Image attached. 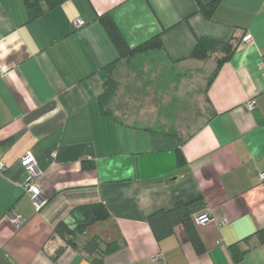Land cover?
I'll use <instances>...</instances> for the list:
<instances>
[{
  "label": "crops",
  "instance_id": "crops-1",
  "mask_svg": "<svg viewBox=\"0 0 264 264\" xmlns=\"http://www.w3.org/2000/svg\"><path fill=\"white\" fill-rule=\"evenodd\" d=\"M213 1L66 0L29 21L25 0H0V264H92L81 251L85 239L99 238L104 249L118 236L103 264H264L257 235L264 229V0H218L204 14L201 4ZM103 14L131 48L159 35L175 62L162 59L205 76L222 52L191 58L197 38L234 43L210 85L212 73L206 79L209 115L190 135L101 113L105 67L119 57ZM28 152L46 200L39 211L26 189ZM178 201L192 202L202 253L184 224L158 241L145 219ZM92 203L111 218L88 226L75 248L56 228H75V208ZM203 213L211 220L198 223Z\"/></svg>",
  "mask_w": 264,
  "mask_h": 264
},
{
  "label": "trees",
  "instance_id": "trees-1",
  "mask_svg": "<svg viewBox=\"0 0 264 264\" xmlns=\"http://www.w3.org/2000/svg\"><path fill=\"white\" fill-rule=\"evenodd\" d=\"M65 1L66 0H25L29 21L41 16L45 8L53 9ZM217 1L218 0H215L209 4H201L202 12L204 14H207L212 11ZM99 20L106 30L107 34L109 35L111 41L115 45V48L117 49L119 54L117 60L105 67L108 73V79L105 82L104 91L98 99L101 113L105 116H111L105 109V106L114 96L117 90L118 82L112 78V71L120 61L125 60L126 63L134 69L136 66H144V61L147 59H162L165 56L170 60L172 59L167 54L162 39L159 35L151 38L150 40L135 48H131L113 19L108 14L100 15ZM217 50L222 52V56L217 58V67L210 76V79L208 81L209 85L216 77L221 65L232 57L235 50L234 43L232 41L222 43L216 41L213 38L201 36L197 38L196 45L191 54V58L206 60L210 57L211 53ZM171 133L177 135L175 131L171 130ZM183 160L184 159L182 153H179V163H181ZM84 166L91 167L92 165L88 162H84ZM192 207L193 206L191 201H178L172 208L167 210L161 209L150 213L146 215L145 219L150 225L158 241L170 236L173 233L176 225L184 224L187 228L190 240L195 249L199 253H202L204 252L203 243L191 223ZM75 213L80 215L78 217V223L75 228H69L65 226L64 222L59 224L56 228L57 233H59V235L66 241V243L72 245L75 248H80L76 243V239L79 235H83L85 233L88 226L98 221H105L111 218L109 210L102 203H92L78 206L75 208ZM257 235L260 242L263 243L264 229L259 230L257 232ZM119 239L120 236L109 242H106L105 248L103 249L101 246L102 242L99 238H86L81 246V251L87 254V258L91 261L92 264H103L104 256L107 253L116 250L120 246ZM235 248V245L231 246V251L235 260L239 261L243 257V253L242 255H238V253L234 251Z\"/></svg>",
  "mask_w": 264,
  "mask_h": 264
},
{
  "label": "rangeland",
  "instance_id": "rangeland-1",
  "mask_svg": "<svg viewBox=\"0 0 264 264\" xmlns=\"http://www.w3.org/2000/svg\"><path fill=\"white\" fill-rule=\"evenodd\" d=\"M144 63L133 69L125 60L119 62L112 71L118 87L105 109L111 116L122 112L118 118L131 124H156L160 131L190 135L209 115L204 84L212 71L205 70V76L202 70L179 68L165 59Z\"/></svg>",
  "mask_w": 264,
  "mask_h": 264
},
{
  "label": "built area",
  "instance_id": "built-area-1",
  "mask_svg": "<svg viewBox=\"0 0 264 264\" xmlns=\"http://www.w3.org/2000/svg\"><path fill=\"white\" fill-rule=\"evenodd\" d=\"M73 24L75 27L79 28L83 25V21L80 19H76L73 22ZM250 39H251L250 36L245 37V40H247V41H249ZM260 67L264 73V56L260 62ZM0 73H1V69H0ZM246 107L248 109H253L255 107V102L253 100H249L246 103ZM21 162H22V164H23V166H24V168L28 174L27 182H26L27 192L29 193L35 208L39 211L45 205L46 200L40 194V190L37 187L36 182H35L37 176L40 173V171L38 170V167H37L36 158L32 152H28L27 154H25L23 156ZM3 167L4 166L0 163V171L4 169ZM260 179L264 180V171H262L260 173ZM10 217H11V221L17 225H22L24 223V218H22L21 216H18L16 214H11ZM210 220H211V218H210V215L208 213H203L197 217L198 223H207Z\"/></svg>",
  "mask_w": 264,
  "mask_h": 264
}]
</instances>
